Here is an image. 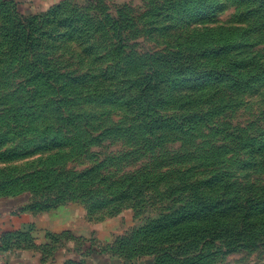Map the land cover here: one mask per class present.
Wrapping results in <instances>:
<instances>
[{
    "label": "rangeland",
    "instance_id": "374dc122",
    "mask_svg": "<svg viewBox=\"0 0 264 264\" xmlns=\"http://www.w3.org/2000/svg\"><path fill=\"white\" fill-rule=\"evenodd\" d=\"M23 193L132 209L134 259L264 264V0H0Z\"/></svg>",
    "mask_w": 264,
    "mask_h": 264
},
{
    "label": "crops",
    "instance_id": "0c3cea01",
    "mask_svg": "<svg viewBox=\"0 0 264 264\" xmlns=\"http://www.w3.org/2000/svg\"><path fill=\"white\" fill-rule=\"evenodd\" d=\"M133 217L130 208L111 214L86 201L1 198L0 264H155L154 254L129 252Z\"/></svg>",
    "mask_w": 264,
    "mask_h": 264
},
{
    "label": "trees",
    "instance_id": "16d2710c",
    "mask_svg": "<svg viewBox=\"0 0 264 264\" xmlns=\"http://www.w3.org/2000/svg\"><path fill=\"white\" fill-rule=\"evenodd\" d=\"M221 8V6H218L217 9ZM0 243L2 244V240L0 241Z\"/></svg>",
    "mask_w": 264,
    "mask_h": 264
}]
</instances>
